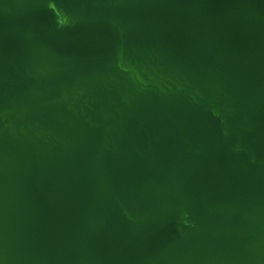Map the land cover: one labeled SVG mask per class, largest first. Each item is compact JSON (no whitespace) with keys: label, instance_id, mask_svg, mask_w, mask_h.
Here are the masks:
<instances>
[{"label":"water","instance_id":"obj_1","mask_svg":"<svg viewBox=\"0 0 264 264\" xmlns=\"http://www.w3.org/2000/svg\"><path fill=\"white\" fill-rule=\"evenodd\" d=\"M0 264H264V0H0Z\"/></svg>","mask_w":264,"mask_h":264}]
</instances>
